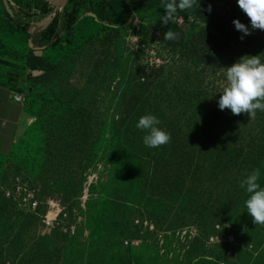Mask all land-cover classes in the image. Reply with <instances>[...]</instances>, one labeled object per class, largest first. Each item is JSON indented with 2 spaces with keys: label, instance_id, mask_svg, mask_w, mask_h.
Returning a JSON list of instances; mask_svg holds the SVG:
<instances>
[{
  "label": "rangeland",
  "instance_id": "1",
  "mask_svg": "<svg viewBox=\"0 0 264 264\" xmlns=\"http://www.w3.org/2000/svg\"><path fill=\"white\" fill-rule=\"evenodd\" d=\"M73 2L3 0L12 20L0 21V78L24 91L35 125L0 156V264H264V227L239 186L259 168L264 187V113L250 120L218 106L226 67L264 53V31L241 40L233 21L251 24L237 0H209L208 17L229 36L198 64L206 24L191 12L167 28L162 4L109 24ZM172 25L185 34L176 48L163 36ZM31 52L49 66L29 69ZM146 114L169 144L144 145L136 124ZM18 178L36 192V212L4 195ZM50 202L67 214L53 227Z\"/></svg>",
  "mask_w": 264,
  "mask_h": 264
},
{
  "label": "clouds",
  "instance_id": "2",
  "mask_svg": "<svg viewBox=\"0 0 264 264\" xmlns=\"http://www.w3.org/2000/svg\"><path fill=\"white\" fill-rule=\"evenodd\" d=\"M240 10L249 18L251 27L239 19L233 21L236 30L244 36L251 35L255 30L264 31V0H237ZM164 14L160 19L162 28L174 22L178 13L197 12L201 8V0H161ZM212 11L211 4L206 9ZM166 41H178L179 34L171 29L163 33ZM264 54V53H262ZM260 55H246L230 67H226L227 85L221 92L218 101L220 110H230L233 115L247 114L250 120L256 118L257 111L264 113V60ZM161 121L153 114L139 118L136 127L145 133L143 143L148 148H160L172 140L171 133L159 127ZM259 168L244 174L239 186L248 195L245 207L252 223L264 227V187L259 180Z\"/></svg>",
  "mask_w": 264,
  "mask_h": 264
},
{
  "label": "trees",
  "instance_id": "3",
  "mask_svg": "<svg viewBox=\"0 0 264 264\" xmlns=\"http://www.w3.org/2000/svg\"><path fill=\"white\" fill-rule=\"evenodd\" d=\"M73 3V10H88L95 14L99 19L106 17L109 20V24L117 22H125L130 17L133 10H151L161 5V0H71ZM209 0H201V8L197 12H191L195 19L203 21L206 24V28L202 29L195 37V43L193 46L194 62L198 64L212 63L213 56L217 46L216 43L221 40V37H228L229 34L225 33L218 25L215 24V19L212 16L207 15L205 11V5ZM12 20L11 15L7 11L3 0H0V21ZM95 18H92V20ZM110 26V25H109ZM112 31L115 29L112 28ZM171 30L179 34L178 41H172L173 47H177L179 42L185 39V34L178 26L172 25ZM222 35V36H220ZM6 44L0 40V54L1 52L7 54ZM201 48L199 49V47ZM27 65L29 69H46L49 66L47 59L37 56L34 53H29L27 56ZM120 259L126 260V253L119 252ZM125 257V258H124Z\"/></svg>",
  "mask_w": 264,
  "mask_h": 264
},
{
  "label": "crops",
  "instance_id": "4",
  "mask_svg": "<svg viewBox=\"0 0 264 264\" xmlns=\"http://www.w3.org/2000/svg\"><path fill=\"white\" fill-rule=\"evenodd\" d=\"M16 87L12 81L0 78V156L11 154L35 125L34 115L26 104L14 99Z\"/></svg>",
  "mask_w": 264,
  "mask_h": 264
},
{
  "label": "built area",
  "instance_id": "5",
  "mask_svg": "<svg viewBox=\"0 0 264 264\" xmlns=\"http://www.w3.org/2000/svg\"><path fill=\"white\" fill-rule=\"evenodd\" d=\"M13 95H14V99L17 102L21 104L26 103V94L24 93V91L20 90V88L18 87L15 88L13 90ZM26 187H27L26 184L20 178H18L17 182L12 188H6V186H3L2 190L4 192V195L7 197V199L10 202L15 201V199H17L18 197H22L25 201V206L28 207L30 210L36 212L38 208L40 207L41 202L39 201L36 192L34 190L28 191ZM48 205H49V210L47 214L45 215L46 220H44V222L47 224V226L53 227V222L57 218H60V216H62L63 218H66L67 214L63 213V211H61L59 209V206L55 203L50 202ZM50 210L58 211L53 220H50L48 218V213ZM135 224L138 225L140 228H143L149 232H153L156 229L153 223L148 222L146 220L143 221V220L137 219L135 221Z\"/></svg>",
  "mask_w": 264,
  "mask_h": 264
},
{
  "label": "bare ground",
  "instance_id": "6",
  "mask_svg": "<svg viewBox=\"0 0 264 264\" xmlns=\"http://www.w3.org/2000/svg\"><path fill=\"white\" fill-rule=\"evenodd\" d=\"M53 211H55V210H50L49 213H48V218H49L50 220H53L54 217L56 216V214H55V215L52 214V216H50V213H53ZM57 212H58V211H57Z\"/></svg>",
  "mask_w": 264,
  "mask_h": 264
}]
</instances>
